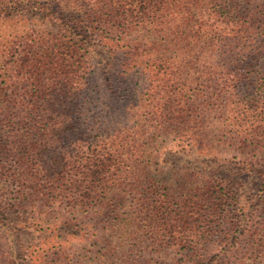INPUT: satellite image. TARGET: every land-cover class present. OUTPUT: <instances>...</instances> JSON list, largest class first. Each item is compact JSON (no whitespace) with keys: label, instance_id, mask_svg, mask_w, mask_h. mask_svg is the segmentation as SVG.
<instances>
[{"label":"trees","instance_id":"obj_1","mask_svg":"<svg viewBox=\"0 0 264 264\" xmlns=\"http://www.w3.org/2000/svg\"><path fill=\"white\" fill-rule=\"evenodd\" d=\"M0 12L27 13L43 28L34 26L28 35L35 49L18 47L11 51L13 65L0 64V123L3 117L16 126L10 135L14 176L28 186L31 207L39 209L57 193L83 209L109 190L112 197L98 215L110 226L109 219L119 221L122 192L129 190L134 211L128 224L118 222L126 229L117 247V233L104 226L109 253L119 252L125 264H163L177 253L183 254L177 264H264V209L254 208L259 215L248 222L250 200L243 199L240 182L160 178V170L149 167L153 161L145 162L153 154L142 148L166 135L199 149L214 147L204 120L192 115L197 98L183 95L196 80L180 84L189 74L172 73L204 61L221 70L220 144L236 147L239 174L255 173V162L244 157L264 150V106L257 114L234 90L243 70L264 61V0H28L26 6L11 0ZM98 47L119 56L99 73ZM207 77L210 90L219 80L213 72ZM70 134L73 149L38 170L51 145ZM259 174L258 203L264 204ZM71 257L49 250L39 264H69Z\"/></svg>","mask_w":264,"mask_h":264},{"label":"rangeland","instance_id":"obj_2","mask_svg":"<svg viewBox=\"0 0 264 264\" xmlns=\"http://www.w3.org/2000/svg\"><path fill=\"white\" fill-rule=\"evenodd\" d=\"M10 2L11 0H0V9L10 5ZM21 2L25 6L28 5V0H21ZM41 23L39 19L27 13L23 15L13 13L11 16H5L0 12V64L13 65L17 57H13L12 54L18 47V50L23 49L24 46L35 49L36 47L32 45L35 37L28 38V35L32 33L34 26L41 28ZM97 52L99 56L94 70L98 73L101 69H109L119 62V56L113 54L110 49L98 47ZM220 71L219 67H212L204 61L190 64L189 67L184 65L179 70H172L174 74L183 72L189 74L187 80L180 84L187 85L191 79L196 80V83L190 87L191 91L186 90L187 92L183 95L197 98L191 106L192 115L195 114L193 117L197 116L198 121L204 120L201 125L208 130L209 142L214 146L212 149H208L209 147L199 149L191 141L183 143L187 139L181 138L180 135L151 138L146 140V143L142 142L145 144L142 148L143 151L153 154L154 158L145 159V162L153 161L148 163L149 167L160 170V178L175 179L187 174L199 179L203 176H212L219 181L240 182L244 188L243 199L248 202L250 200L245 211L247 220L250 222L259 215L254 208L258 212L264 209V204L258 203L262 195L259 173H264V150L246 154L244 158H251L255 162V173L241 175L234 166L242 158L236 151V147H231L229 143L220 144L218 139L220 137H217L218 130L222 126L219 109L221 101L217 96L219 94L217 88L222 83ZM243 71L244 79L236 84L234 94L240 102L252 104L258 109L264 106V61H258L251 68ZM208 72L215 73L216 79L219 80L210 90L207 89L210 86L207 82ZM185 77L184 73L183 78ZM173 81H175L174 78ZM10 94L11 92H4L6 96ZM256 113H261V110L258 109ZM122 118L125 120L126 116L122 114ZM1 119L3 122L0 123V264H39L49 250L57 252L59 249L71 254L72 260L69 264H125L119 260L122 256L119 252L110 251L109 253L104 243L109 233L104 226L117 233L112 242V247H117L118 243L124 240L122 233H125L126 229V227L121 229L118 222L129 223L126 219L134 211V194L127 191L128 188L127 192H122V205L117 208L120 215L119 221L114 222L109 219V223L113 222L110 226L106 224L107 219L101 222L98 215L112 197L109 190H105L95 202L83 209L76 203L55 198L57 193L50 194L51 197H47L49 201L46 203L39 201L40 203L37 204L39 209L31 207L28 203V186H20L21 182L16 181L18 177L14 176L18 170L15 169L16 166L12 161L10 135L16 126L7 124V118ZM140 121L144 124V120ZM74 140L72 134L67 140L57 139L51 145L50 155L40 161L38 170L49 168L54 159L59 160L60 152L64 148L73 149ZM160 153L162 154L159 155ZM50 224H53L52 228ZM139 237L138 239L141 240ZM182 255L174 254L172 260L170 258L162 260L163 264H177V260L181 259ZM250 263H252L251 260H246V264ZM220 264H224V261Z\"/></svg>","mask_w":264,"mask_h":264}]
</instances>
